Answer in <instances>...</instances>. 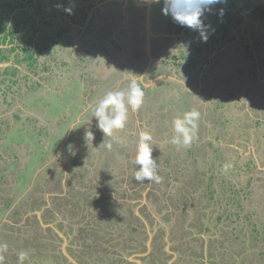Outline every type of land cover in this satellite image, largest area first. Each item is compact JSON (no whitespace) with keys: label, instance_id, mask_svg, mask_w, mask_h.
I'll return each instance as SVG.
<instances>
[{"label":"rangeland","instance_id":"obj_1","mask_svg":"<svg viewBox=\"0 0 264 264\" xmlns=\"http://www.w3.org/2000/svg\"><path fill=\"white\" fill-rule=\"evenodd\" d=\"M32 1L0 0V46H9L8 38L3 40L6 34H9L7 33L9 24L5 31L3 15L5 18L11 19L12 15L16 14L19 16L18 22H21L24 13H30L31 19L35 21L41 17L40 14L52 13L54 5L62 8L59 0H47L48 4L45 2L43 4V11L24 12L14 8L12 11L10 7V10L6 11V3H13L12 6L16 7L18 4ZM108 1V13H106L108 7L102 8V12L106 13L105 18H101L102 14L99 16V34L106 33L107 40L112 39L121 46L120 48L113 50V45L107 51H102L101 48L95 50L92 49L90 43L88 52L85 47L75 49V46L79 45L78 43L69 42L65 37L59 36V41L53 44V48L49 47L48 50L42 48L40 52L42 57L39 56L37 62L33 63L32 69L35 68V71L31 69V66L26 69L21 65L24 72H18L16 76L10 75V78L13 79H7L3 84H0V122L2 116L9 114L11 129L16 127L13 112L20 111L23 115L30 114L37 117L40 123L46 124L49 130L53 131L52 135H54L51 138V142L54 141V143L47 145L51 151L43 157L42 161H39L40 167L35 172H31V179L26 180L23 191L18 186V172L10 164L18 159L22 164L21 167H25V164L28 165L31 160L30 156L28 157L26 151L23 150H21V154H18L13 149H3L2 145L7 138L0 139V244L7 245L6 251L0 250V264H8L6 263L9 260L8 245H12L14 239L19 243H24L20 246L22 251L15 247V253L18 256L21 252L26 254L23 264H59L61 241L53 229L43 228L36 212H42L41 217L45 223H55L58 227H65L70 234L75 232L74 228H84L86 231L87 228L77 225H84L86 222L88 214L84 212V208L87 207V203L95 206L90 198L88 199L87 192L98 196V199L95 198V200H101V193L92 180V176L103 178L111 168H115L112 167V164L128 163L129 166H132L130 159L135 153L138 137H136L137 130L133 129V134L131 132L133 125L129 122L131 113L145 109L146 103L149 102L146 109L156 108L160 111L159 113L164 114V118L166 115L167 119L171 120L185 113L184 106L187 103L185 105L180 103V108L183 110L176 108L179 100H182L183 97V100L187 102H189L188 99L204 100L203 104L199 103L193 109L199 112V120L196 133L190 144L191 149L189 146L178 147L167 141H161L157 146L154 143L156 135L153 134L154 158H156L155 155L167 156L169 160H165V163L169 162V165L177 162L188 167L191 164L190 171H186V175H184V171L176 175L173 173L170 180H185L184 178L189 176V179L195 180L194 184L190 189L183 187L173 189L171 187L172 197H176L181 203L187 202V204L188 201L193 204L198 199L207 201L208 209L213 205L222 211V203L225 208L230 209L233 198H229V196L232 195V192L228 188V184H224L227 179H230L237 182L240 187H251L250 200L243 204L239 203V205L242 208L250 209L254 219L256 217L257 227L264 230V77H258L257 74L255 76V66L252 65L254 60L264 62V44L261 42L256 46L253 44L254 52H258V54L257 59L251 60L253 52L248 39L252 37L256 40H264V17L261 18V13L264 11V0H227L226 3L214 6L213 11L206 13L204 18L205 24H210L215 29L214 32H210L209 45L206 43L204 45L201 42L198 32L181 27L174 23L171 17L163 15L161 12L162 0L159 4H148L144 0L136 2L122 0V3L117 0ZM146 8H149L150 11L149 25H147V17H145ZM220 9L224 10L223 16L220 15ZM125 10H128L127 20L121 21L118 15L110 19L108 17V14L113 11L123 15ZM247 15L249 16L247 17ZM25 18L23 17V20ZM61 20L62 16L59 17V21L54 18L49 21L50 24L47 26L51 35L58 32ZM47 26L45 25L43 29L34 26V29L43 32ZM15 28L13 26L11 30ZM17 29L15 33L10 32L13 42L22 37L19 34V27ZM61 29L66 34L69 32L67 28ZM28 32L34 36L31 43L35 41L36 36L41 35V33L32 35L34 31L30 27H28ZM235 33L240 35V38L229 49L225 47L220 49L219 55L214 54L210 66L206 67L204 71L201 70V66L205 61L198 63L190 58L181 59L182 52L184 54L195 53L196 48L201 52L199 55H202L205 46L214 52L221 43V41L214 42L216 37L225 42L234 37ZM24 36L28 35L24 34ZM42 40L46 43L47 36L42 37ZM148 40L150 42L149 51L152 54L151 60L146 51ZM22 43L26 44V41L22 39ZM199 46L202 47V50H199ZM71 47L74 48V51L71 50ZM35 48L32 49L35 50ZM29 53V51H24V55L27 57ZM97 59L102 62L100 65L96 64ZM246 59L251 60V63L245 62ZM26 61V64L32 62L31 60ZM133 61L135 62L132 65ZM125 63H129L127 66L134 68V72H131L134 77L129 74H119L120 70L116 69L117 64L124 65ZM244 63L247 67L249 64L251 65L249 68L251 73H254L253 76H241L240 74L234 81V76L241 73L239 66ZM4 64L2 63V66ZM192 64L196 68L193 70L195 73L188 72L186 75H181L182 83L188 88V90H183L182 86L178 87L181 83L174 78V72H178L177 69L191 71L190 65ZM46 65L52 71L48 69L46 71L48 73L43 76L39 75L46 69ZM144 70L148 72V77L146 76L144 82H141V87L144 86L142 87L144 92L142 106L137 111L129 109L126 128L114 132L111 139L119 142H112L115 146L108 149V153L97 151L99 143L102 141L98 142L99 139L95 138L100 130L96 128V118L90 112L94 111L96 103L108 92L127 90L132 79L140 80V71ZM28 75L32 76L33 81L42 76L41 80L44 86L33 92L29 86L33 81L29 80ZM115 76L117 77L113 80L112 78ZM159 76H162V79L155 82ZM2 78L0 77V80ZM240 78L245 79L243 82L248 84V88L244 87V91L228 88L230 84H234L233 82H239ZM200 79L204 87L207 85L209 88L213 87V82L214 86L220 88L214 90L215 94L207 98V95L205 96V93L197 86ZM8 86L10 87L7 88ZM91 88H94L95 91L93 92ZM146 90L149 94L147 96L145 95ZM88 91L90 92L88 93ZM5 92L13 97L12 102L2 100ZM186 92L190 93L187 95ZM205 92L207 93V91ZM195 93H200L201 97ZM172 95H176V97L171 98ZM148 96L149 98H147ZM85 101L87 108H85ZM10 108L12 109L10 110ZM73 112L74 115L70 116ZM62 113L68 115L67 117L63 115L65 121H68L67 123L61 120ZM57 117L60 119L59 122L55 120ZM85 121L93 125L89 126V130L95 134L94 139L93 141L90 139L88 145L82 140L76 144L78 135L73 138V133ZM49 130L43 129L44 136L47 138L51 137L49 133L45 135ZM3 131L4 129L0 128V132ZM67 132H69V136H67ZM157 134L159 140L161 136L168 135V132L158 127ZM15 140L14 137L10 138L11 142ZM28 141L30 139H27ZM21 145L26 146L25 143H21ZM58 145L60 153L55 156ZM81 155L83 157H80ZM60 156H64L62 161L66 165L63 162V165L60 163ZM76 159L80 164H84L82 173L74 172L75 169L70 166ZM28 160L29 162H27ZM252 162L254 163L251 165L247 164ZM165 163L163 160L161 161V166L164 168L167 167ZM225 165H229L226 170ZM206 166L210 168L204 171ZM40 168L41 171L37 172ZM211 171L217 175L209 180L208 172ZM113 176L107 175L104 178L113 179L115 178ZM73 182L81 184V187L77 189ZM87 184H91V186L88 187ZM143 184H148V181ZM221 194H226L228 197L225 196L222 200ZM212 195L215 199L212 198ZM218 197L222 200L221 202L216 200ZM81 203L84 204V208H80V206L82 207ZM79 211L81 212L78 213ZM100 212L93 209L89 215L100 217ZM102 225L96 224V227L99 229ZM218 256L220 259L226 260L221 254ZM233 258L237 262V257ZM61 261L66 264L65 260L61 259ZM9 264H19L18 257Z\"/></svg>","mask_w":264,"mask_h":264},{"label":"crops","instance_id":"obj_2","mask_svg":"<svg viewBox=\"0 0 264 264\" xmlns=\"http://www.w3.org/2000/svg\"><path fill=\"white\" fill-rule=\"evenodd\" d=\"M59 1L61 2L62 8L54 5L52 13L49 14L46 12L43 15L40 14L41 17L36 20L34 19L35 21L31 19L30 13H24L23 17L26 18L23 20V17H21V22H18L19 16L16 14L12 15L13 18L11 19L9 17L5 18V15H3L5 19V31L7 24H9V32H7L9 34H6V37H4L3 40L8 38L7 44L9 43V46H0V48H6L9 50L7 52H2L6 53V55L0 56V77H3L0 80V84H3V82L7 81V79H13L10 78V75L16 76L18 72H24L21 65L25 66L26 69H28L27 67L31 66L32 69L34 67L33 63L37 62L39 56L42 57V54H40L42 48H53V44L59 41V36L65 37L67 40H69V42H73L75 44L78 43L79 45L75 46V49H83L85 47L87 48L86 50H88V52L90 48V43L92 49L98 50L99 48H101L102 51H107L109 48H112L113 45V50L121 47L112 39L107 40L108 37L106 33L99 34V16L101 14L102 16H104L103 14H105V12H102V8H104V6H109L108 0ZM44 2L48 4L47 0H33L29 3L24 2L23 4H18L16 7L12 6L13 3H6V11L10 10V8L12 11L13 8L23 10L24 12H31L32 10L43 11ZM117 2L122 3V0H117ZM69 7L72 8L71 14L65 11V8ZM106 11V13H108L109 7ZM127 12L128 10H125V13L123 11L122 15L118 14V12L115 13L113 11L111 18L115 17V15L117 17L118 15L119 18H121V21L127 20ZM263 12L261 13V18L264 17ZM3 16L1 17L3 18ZM60 16H62V20L58 25L59 30L56 34L51 35V31L48 29L47 25L50 24L49 21H51L52 18L57 19L59 21ZM248 16L249 15H247V17ZM45 25L47 26V28H45L43 32H41V30L37 31L38 29H34V26L39 29H43ZM13 26L16 28L14 30H11V27ZM17 27H19V34L22 35V37H20V40L16 39V42H13L10 36V32L15 33L18 30ZM28 27L33 29L34 33L32 35H35V33H41L39 37H35V41L39 43L38 46V43L35 41L31 43V41H33L32 37L34 38V36H31L30 32H28ZM61 28H67V31L69 32L66 34ZM26 31L27 33H24ZM24 34L28 36L25 37ZM44 36H47V40H45V42L49 41L48 43H44V41L42 40V37ZM239 38L240 35L236 33L234 37L225 42L216 37L214 42L218 43L219 41H221V43L218 45V47H216L214 52L205 46L202 55H199L201 52L197 51L198 49H196L195 53L184 54L182 52L181 59L190 58V60H196L198 63L199 61H205L201 66V70L204 71L206 67L210 66L209 64L214 58V54L219 55L220 49L222 48L228 47L229 49L235 44V41ZM22 39L26 41V44H23L24 42L22 43ZM248 39L253 52L251 60H253L254 58L257 59L258 52H254L255 50L253 44L255 46L257 45V43L260 42L264 44V40H256L252 39V37H249ZM28 42L29 44H27ZM4 43L5 41L3 42V44ZM203 44L205 45L204 42ZM209 44L210 40L206 42V45ZM116 46L119 47L116 48ZM33 47H36L35 50L32 49ZM198 48L199 50H202L200 49L202 48L201 46H199ZM71 50L74 51V48L71 47ZM24 51L30 52L28 57L24 55ZM148 56L151 60L152 54L150 53V55ZM26 60H31V64H26ZM251 60L246 59L245 62L248 61V63H251ZM254 61L255 62L252 65L255 66V76L257 74L258 77H264V62H257L256 60ZM134 62L135 61H133L132 65L134 64ZM2 63L5 64L2 66ZM101 63L102 62L98 59L96 60V64L100 65ZM127 65H129V63H125L124 65L117 64L116 69L120 70V75L129 74L131 77H134L131 73L134 72V68H132V66ZM248 66L251 68L250 64ZM190 67L191 71H188L187 69L185 71H180L179 69H177L178 72H174V78L177 82L181 83L180 85H178V87L182 86L183 90H188V88L185 84L182 83L181 75H186L188 74V72L193 73V70L196 69L194 68V64L190 65ZM249 67L245 66V63L240 65L239 70L241 71V73H237L236 76H234V81H236V79L238 78L237 76H239L240 74L241 76H253L254 73H251L252 71ZM48 69L49 71L51 70L50 67L47 66L46 69H44L43 72H41L39 75H45L46 73H48L46 72L48 71ZM32 70L35 71V68ZM244 70L246 73L244 72ZM140 75L141 79L138 81L141 84V82H144L143 80L145 79V77H148V72H146V70L140 71ZM41 77L37 80L34 79L35 82L31 81L32 83L29 86L33 89V92H36L38 89H41L44 86ZM116 77L117 76L113 77L112 79L115 80ZM244 80L245 79L240 78L239 82H233L234 84H230L228 88L237 91H244V87H249L247 83L243 82ZM201 81L202 80L200 79L197 83V86L201 88L203 93H205V96L207 95V98L215 94L216 91L214 90H218L220 88L219 86H214V83L212 81L211 82L213 87L209 88L208 85L204 87ZM188 85L190 84L188 83ZM9 87L10 86H8L7 88ZM91 89L93 90V92L95 91L94 88ZM91 89L90 91H92ZM90 91H88V93ZM205 91H207V93ZM189 93L190 92H186L187 95ZM195 94H198L199 97H201L200 93ZM145 95H149L147 93V90L145 91ZM174 97H176V95L171 96V98ZM147 98H149V96ZM183 99L184 97L182 98V100H179V103L176 105V108H179V110H183L182 108H180V103L182 102V104L184 105L187 103L184 106V112L192 111L196 107V105H198L199 103L203 104L204 102V100L200 99H188L189 102ZM2 100L4 102H12L13 97H11V95H7L5 92V95ZM148 103H146V108L148 106ZM87 107L88 106L86 102L85 108ZM146 108L131 113L129 122L133 124L131 128L132 134L133 129L137 130L136 137H138L139 132L141 130L147 129L152 133V135H156L154 140V143L156 145L158 143L160 144L161 141L171 142V137L173 135L171 122L175 117L171 120H168L167 116L165 115L164 118V114L159 113L160 111L158 109ZM11 109L12 108H10V110ZM15 112H13V117ZM90 114L94 115V111H92V113L90 112ZM21 115L26 116L22 113ZM2 117L3 118L0 122V128L4 129V131H14L16 128L21 126L16 122V119L14 117L16 127H12L11 129V125L9 123L10 115L7 114ZM88 121L82 122L81 125L73 133V138L78 135V137H76L78 139L76 144H78L80 140L84 139L85 129H89V126H93L90 125ZM205 124H207V121H205ZM45 125H43V127L49 130V127ZM158 127H161L168 132V135L161 136L159 140L157 134ZM22 130L24 132L26 131L25 129ZM49 131L53 133V131ZM69 135V132H67V136ZM4 137H6V134L0 135V139H3ZM95 138L99 139L97 140L98 142L102 141L101 143H99V147L97 148V151H100L102 153H108V148L106 145L109 142H111V144L112 142H119H117V140H112L111 137L105 138L104 134L101 131H99L98 134L95 135ZM42 139L45 140L46 145H48V140H46L44 136L42 137ZM114 146L115 145L112 144V147ZM2 147L3 149L7 148L5 144L2 145ZM12 147L16 148V151L14 152H18V154H21V150L27 151L31 150L32 148L31 145L27 146V144L24 147L19 142H13ZM189 148L191 149L190 146ZM59 150L60 148L58 145V148H56L55 156L59 155ZM97 151L95 150L96 155ZM134 155L130 159V164L132 166H129L128 163L112 164V167L114 166L115 168H111L110 172L104 175V177H106L107 175H114L113 177L115 178H99L95 177L94 175L92 176V180L98 186L99 193H101V200L96 204L90 198L92 204L95 205L94 207L87 203V207L84 208V204L81 203L82 207L80 206V208H84V212L88 215L86 217V222L84 223V225L79 224L77 226L87 228L86 231H84V228H74L75 232H72L70 234L67 228L57 226V228H59L61 232L68 236L70 245L74 250L85 251L84 253L86 257L82 256V259L87 261L86 263L264 264V230H261L257 227L256 217L254 219L250 209H245V207L242 208V206L239 205V203L243 204L250 200L251 187H240L237 182L231 181L230 179H227L225 181L224 184H228V188L232 192V195L229 196V198H233L230 209L227 207L225 208L223 203L222 211L220 209L215 208L213 205H211L208 209L207 201H200L199 199V202L196 201L193 204L191 203V201H188V205L187 202L181 203L177 200L176 197H172V191L170 190V188L172 187L173 189H176V187H183L190 189L191 185L194 184L195 180H193V178L189 179V176L188 178H184L185 180H170V177L173 173L176 175L177 173H180L182 171H184V175H186V171H190L189 168L191 164L188 167H184L183 163L177 162L169 165V162L165 163V160H169L167 156L155 155V159L159 161L157 162V173L161 177V180L159 183L153 181L148 182V184H143V182H138L134 179L135 167L132 163ZM80 157H83V155H81ZM80 157L77 158L79 159ZM62 158H64V156H62L60 159V163L63 165V163L65 164V162L62 161ZM162 160L167 167L164 168L163 166H161ZM253 163L254 162L247 164L251 165ZM70 166L73 167L72 169H75V171L73 170L74 172L77 171L79 173V170H84V164H80L79 160L77 159L73 164H70ZM207 168L210 167L206 166L204 168V171H206ZM82 171L80 173H82ZM208 173L209 180L213 179L217 175L212 171ZM205 176L207 175L205 174ZM179 182L183 184H180ZM74 184L77 189L81 187V184ZM225 196L226 194H221L220 197L223 200ZM94 198L98 199V196H95ZM212 198L215 199L214 195H212ZM221 199L219 197L216 198V200L219 202L222 201ZM93 209L99 210V212L101 211V216L97 217V215H89V213ZM80 212L81 211H79L78 213ZM96 224H103L102 227L99 228L102 229L99 230L96 227ZM149 231L153 233V236L150 241ZM228 248L230 249L229 251ZM219 254H221L226 260L220 259L218 256ZM234 256L237 257V262H235L233 258ZM82 259L78 258L81 263L85 262Z\"/></svg>","mask_w":264,"mask_h":264},{"label":"clouds","instance_id":"obj_3","mask_svg":"<svg viewBox=\"0 0 264 264\" xmlns=\"http://www.w3.org/2000/svg\"><path fill=\"white\" fill-rule=\"evenodd\" d=\"M144 2L148 4H159L161 0H144ZM162 2L163 7L161 8V12L163 15L171 17L173 22L181 27H186L192 31L198 32L201 42L206 43L209 39L210 32L215 31L210 24H205L204 18L206 13H211L214 6L226 3L227 0H162ZM65 11L71 14L72 8H65ZM223 11V9H220L221 16H223ZM28 78L30 81H33L32 76ZM143 97L144 92L141 84L136 79H132L127 90L108 92L94 107L96 128L104 134L105 138L112 137L117 130H124L128 123L129 109L137 111L142 106ZM63 115L65 117L68 115L62 113L61 120L65 121ZM73 115L72 113L70 116ZM55 120L59 122L60 119L57 117ZM198 120L199 112L196 110L185 112L181 116H176L172 120L173 135L171 137V143L178 147L190 146L196 133ZM67 122L68 121H66V123ZM34 123L39 126L45 125L40 123L38 118ZM51 138L52 137L47 139L48 145L54 143V141L51 142ZM90 139L93 141L94 133L86 128L82 141H85L88 145ZM106 146L108 149H111V142ZM153 146L152 133L147 129L141 130L136 140L135 155L132 160L135 167L134 179L138 182L154 181L159 183L161 180V177L157 173V160L153 157ZM224 167L226 170L229 165H225ZM0 250L6 251L7 245L0 244ZM25 257L26 254L24 252L19 253V264H23Z\"/></svg>","mask_w":264,"mask_h":264},{"label":"trees","instance_id":"obj_4","mask_svg":"<svg viewBox=\"0 0 264 264\" xmlns=\"http://www.w3.org/2000/svg\"><path fill=\"white\" fill-rule=\"evenodd\" d=\"M101 18H105V16H102ZM1 50L2 52H7L9 49H1ZM0 56H2L1 52H0ZM14 117L16 119V122L21 126L16 128L14 131L0 132V135L6 134L7 140L5 141L6 143L4 142V144L7 146V148L10 147L14 151H16V148L12 147L13 142L26 143L27 146L28 145L32 146L31 150L26 151V155L28 157L30 156L31 159L30 162L29 160L27 161L29 162L28 165H26L27 163L25 164L26 168L21 167L22 164L19 162L18 159H15V161L12 164H10L11 167H13V169L16 170V172H18L17 173V181L19 183L18 186H20L21 191H23V189H25L24 185L26 180L31 179V174L35 172L39 167V161H42L43 157L47 156V153L51 151V149L47 147L45 140L42 139V137L44 136L43 129L45 128L43 127V125L39 126L34 123L37 120L36 117L31 115L22 116L20 111H16ZM22 129H25L26 131L24 132ZM48 133L52 137L50 131H48L45 135H48ZM12 137L16 139L13 142L10 141V138ZM27 139H30V141L27 142ZM45 139L47 140L48 138L45 137ZM14 244L16 245V248L22 251L21 250L22 248H20V246L24 245V243L23 244L19 243L16 241V239H14Z\"/></svg>","mask_w":264,"mask_h":264},{"label":"flooded vegetation","instance_id":"obj_5","mask_svg":"<svg viewBox=\"0 0 264 264\" xmlns=\"http://www.w3.org/2000/svg\"><path fill=\"white\" fill-rule=\"evenodd\" d=\"M112 14L113 13H111V14H109V18H111L112 17ZM106 15V13L104 14V16ZM1 49H6V48H0V52H1V54H3L2 56H4V55H6V54H4V53H2V50ZM82 170H79V173L81 172ZM88 185V187H90V185L89 184H87ZM88 193V198H91V200H93L96 204L99 202V201H97V200H95V195H92V193H89V192H87ZM44 228V227H43ZM46 229H52V228H46ZM54 230V229H53ZM55 231V230H54ZM55 234L59 237V240L61 241L60 242V245H59V264H63L62 263V261H61V259H63V260H65L66 261V264L68 263V264H74L71 260H69V258L65 255V252H64V249H63V246H64V239H63V237L60 235V234H58V232H56L55 231ZM54 234V235H55ZM60 235V236H59ZM65 236H66V238L67 239H69L68 238V236L66 235V234H64ZM152 236H153V233L151 232V231H149V241L151 240V238H152ZM51 237V236H50ZM50 237H49V240H50ZM55 237V236H54ZM55 239V238H54ZM53 241V240H52ZM12 245H8V249H9V252H8V258H9V260H8V262H6V263H8L9 264V262H12L13 261V259L14 258H16L17 257V254L15 253V247H16V245L14 244V243H11ZM65 248H66V250H67V252H68V254L70 255V257H72V258H74L76 261H77V263L78 264H88V263H86L87 261H85L84 259H82V256H85L86 257V255H85V251L84 250H74L73 248H72V246L70 245V242H69V240L67 241V245L65 246ZM78 258H80V259H82V260H84L85 262H83V263H81L79 260H78Z\"/></svg>","mask_w":264,"mask_h":264},{"label":"water","instance_id":"obj_6","mask_svg":"<svg viewBox=\"0 0 264 264\" xmlns=\"http://www.w3.org/2000/svg\"><path fill=\"white\" fill-rule=\"evenodd\" d=\"M137 0H134V2H136ZM138 4H140V5H144L143 3H138ZM149 15H150V11H149V8L147 9L146 8V14H145V17H147L146 19H147V25H149ZM149 48H150V42H149V40L147 41V52H148V55H150V51H149ZM162 79V76L160 77H157L156 78V80H155V82H158L159 80H161ZM41 171V168L37 171V172H40ZM37 214H38V216H39V219H40V222H41V224H42V226L44 227V228H52V229H54L56 232H58V234H60L62 237H63V239H64V246H63V249H64V252H65V255L69 258V260H71L74 264H78L77 263V261L74 259V258H72V257H70V255L68 254V252H67V250H66V248H65V246L67 245V241H68V239L66 238V236L64 235V233L63 232H61L60 230H59V228H57V226L55 225V223L53 224V223H45L44 222V220L42 219V217H41V215H42V213H41V211H38V212H36Z\"/></svg>","mask_w":264,"mask_h":264}]
</instances>
